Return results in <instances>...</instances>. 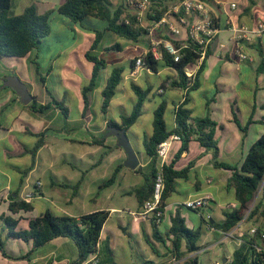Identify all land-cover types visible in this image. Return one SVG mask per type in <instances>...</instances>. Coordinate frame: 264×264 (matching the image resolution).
I'll return each mask as SVG.
<instances>
[{"label": "crops", "instance_id": "1", "mask_svg": "<svg viewBox=\"0 0 264 264\" xmlns=\"http://www.w3.org/2000/svg\"><path fill=\"white\" fill-rule=\"evenodd\" d=\"M64 1L65 0H12L11 9L14 8V12H10V14H12L13 16L20 15L24 11V9L30 5H34L36 7L38 14H44L47 11L55 10ZM110 1L113 3V0ZM176 1L178 0H170L168 1V3L170 4ZM220 1L222 2V4L216 5L215 9L218 15L223 19L229 17L232 23L246 25L249 28H253L256 21L258 20L264 21L260 18L259 13L257 12V5L251 11L250 5L243 0ZM120 2H122V0H118L117 2L114 1L113 4H119ZM231 2L236 3L237 6L236 10L233 12L228 9V3ZM262 6L264 10V0ZM56 16V19L58 18L59 20L64 22V25H66L62 29H70L75 34V40L77 36V41L72 44V47L69 48L70 50L67 49L69 50V52L66 53V51L61 50L58 56H67V60L69 62H71V60H74L75 63H77L78 67L83 70L84 77L88 81L92 72V63L86 60L85 53L89 51L95 36L93 33L82 32L75 26H70L68 20L65 22L62 19L63 17L61 18L58 15ZM194 18L195 17L193 15H190L191 20H193ZM155 33H158L160 36L165 35L161 30L155 31ZM80 36H82L85 40L83 39L84 41H79ZM104 36L108 37V42L106 44H102L101 40L97 45V48L92 52L98 58L102 59L106 64V69L102 73L98 82V89L101 90L96 92L94 91L95 94L99 95L100 97L98 108L99 111L96 110L95 112H93L91 106L84 110L81 92L79 89L75 90L77 102V117L75 118V121H73L76 124V126L73 128L80 131L91 130L94 135H92L91 138H80L77 140H70V142L76 143L80 146L95 145L100 148H106L108 152L102 153L100 155L99 161L94 164H92L91 160L94 157L95 153H88L86 151L77 154L74 153L75 156H73V158L76 161L81 162L83 164L82 166L86 168V170H79L74 174L69 175H67V173L65 172H60L59 175L51 173L49 182L46 185L48 187L46 191L44 189V184L40 179H36L34 182L28 181V175H30L31 171H33L35 163L32 170H30L28 174L25 175L22 186L19 187L22 172L28 169L31 161L26 168H21L20 166L12 164L10 160L14 158H21L24 155H30L28 154V151L34 146L26 144L23 145L19 140V136H32L30 133H44V145L42 147H46L45 139L48 136L54 134L52 125L57 119H59L60 115L63 114L58 108L52 106V109H50L46 113H37L46 117H44L43 119L38 117L37 125L27 124L26 119L28 118V114L33 111L30 110L26 105H22L20 103L18 96L11 88L3 87V81L7 76L16 75L25 84L27 80H25V78H23L19 72H16L13 68H11L12 66L10 64H4V68L9 69L10 72L9 74H6L5 76L0 78V196L4 193L9 194L12 191L17 190L19 187L20 199L23 200V197L27 193H35V200H41L43 204L39 209H36L32 198L29 201L33 205V210L31 212H19L18 214H11L8 211L9 200L0 198V215L19 219L17 228L20 230H24L28 228V220L30 218H34L46 211L53 212L56 215H68L72 217H79L81 215L96 211H108L110 214L100 232L98 241L99 264L106 263V260H104V252L108 242L112 249L113 260L116 264H136V262L133 261V248L130 247V254H128L122 244L121 235L135 240L137 244H139V242L141 241H144L146 243V238L154 243L155 252H153L152 250L151 251L154 253V255H156L157 259H149L145 256H141V262H139V264H167L171 260L166 256V251L163 246L154 241L151 221L142 219L137 215L142 210V207H138L136 200L133 206V210L125 209L123 210V212H120V209L109 206H105V208L99 206L90 208L88 203L95 201L96 198H99L100 194L96 192L95 196H93V192L90 191L88 185L96 184V182H89L88 178L91 177L94 172H97L94 169L98 168L102 164V162L104 161V157L107 158L109 155H113L115 156L116 161H119L121 163L125 160L126 157L123 150L117 147L116 138L113 135H107L106 137H103L105 132H107L108 120L111 119L112 121L119 124L121 117L124 115H128L127 111L122 105H119L120 113L114 114L116 118L110 114L109 107L105 115L101 112V92L104 87L105 80L110 73L111 67L122 66L124 68V82L116 92H126V83L130 80L136 83L135 81L137 77H140L143 74V83H145V88L143 89L151 87L153 92L157 94H154L151 102H147L153 104L155 103L156 107L161 102H166L165 112L169 111L170 122H166L165 113L164 120L168 130H172L175 127L174 109L177 104L183 101L185 91L181 89H173L168 86V83H166L167 78L169 76H175V72L169 68H164L156 74L151 73L150 71L142 70L135 79L127 77L132 67L129 64V61L140 55H143L148 49V38L146 35L142 36L141 39H139L137 42H131L125 39L122 42H118L116 39V37L118 36L110 32H106ZM44 42L38 50H34L36 52V58L38 53L45 48L46 44ZM137 44L144 45L146 50L136 47ZM221 44L225 46L223 49L220 48ZM258 44H260L262 49L264 50V34L259 39H253L249 44L244 43L242 45L245 53L250 57L251 60L239 62L231 55L232 44L230 41V33L226 29H224L209 46L208 56L205 60V67L203 68L200 75V87L190 94V102L188 106L192 110V118H201L206 116L207 113L209 114L211 120H213L217 124L215 128L214 139L216 140L218 146V160L230 165H240L249 147L257 140L260 135L264 134V125L258 122L264 116V98L262 100L261 97H258V89L261 88L264 90V86L260 85L264 82V76L257 75L255 71L258 63L260 62V57L258 56V53L256 51V46ZM117 46H120V50L114 48ZM32 54L33 52L30 55L35 58V56H33ZM9 59L11 58L0 59V64L6 62V60ZM15 59L19 60L22 58ZM230 63L233 64V78L235 80L234 85L228 84V82L226 81V78H229L231 75L230 67L228 65ZM201 64L202 62L199 63L196 61L194 64L188 65L185 68L184 73L186 75V72H191L193 76L188 77L186 75V77L189 79H194ZM35 73L36 77L38 78L37 69L35 70ZM242 74H246L247 80H249L250 85L254 86V88L247 86L248 89L251 88L252 93L251 96H246L245 99H242L241 97L239 98L234 92V88H236V86H238V84L240 83V77L242 76ZM38 82L40 83L39 79ZM130 83L131 81L129 82V84ZM162 83H164L165 85L164 90L160 89V85ZM212 83L213 85L211 88L210 85ZM137 85L142 88L140 84ZM41 86L45 89L42 84ZM206 89H212V91L214 89L212 95L209 94L208 96V93L211 92H208V90ZM174 91H178V95L173 94L172 92ZM29 92L31 93L32 97H35L38 104L45 105L50 103V101L48 102V100L45 102H39L36 89H34V91L32 92ZM194 93L201 94L205 99L202 100L199 106L195 105L196 102L193 96ZM259 98L260 101L258 100ZM158 99L159 101H157ZM58 101L63 102L62 99ZM134 101L135 99H132V105ZM238 101L245 102L246 113L240 109V107L238 106ZM206 103H209L208 112L206 110ZM194 111L199 112L195 113ZM233 111H235V115L240 116L236 117L238 118L242 126H245L247 122L251 120V124L247 126L245 132L239 130V132L237 131V133H234L236 131H234L233 128V124H235ZM243 112L244 115H246L245 119H242ZM65 120L72 121L69 115L67 118H65ZM15 124H18V127L15 128ZM34 127L38 130H36ZM27 129H31V132H27ZM252 129L254 130L253 133H251ZM60 130L61 129L55 131ZM129 132L130 129L127 132L128 139L130 134ZM146 135L149 136L151 134H145L144 137ZM56 136H58L59 140L69 141L62 134H58ZM94 141H99L100 144H94ZM17 143L23 145L22 150L14 149ZM193 144H197L199 146L196 141H191L188 150L183 152L181 154V157L175 163V169L177 170L187 167L190 163H192V166L189 168L186 178L177 179L175 181L174 192H172L170 196L165 200L164 217L158 228L161 231H165L166 227L170 225V218L174 215L176 210H179L182 217L185 219V224L190 225V227L188 228L196 229V227H201L202 234H204L205 237L210 235L216 236L217 243L222 246L230 242L231 245H233V252L234 248L239 245L238 237H240L243 233L248 232L249 225L242 221L228 234H224L216 232L214 229L209 228V226L205 223L206 221L211 224L214 221H222L223 212L226 210V208H229L230 206L236 207L234 190L228 186V179L231 173L223 169L215 168L211 162V153H206L200 146L198 153H196V157L193 160H190V162H184L185 164H182V162L188 157L190 147ZM179 147L176 149L177 151ZM65 154L66 153L64 150V146L60 143H56V152L50 159V165L52 166L53 164V166H58L59 157ZM2 156H4V159H2ZM173 157V154H170L168 156V161L172 160ZM149 162V158L144 163H140L138 160L137 168L140 167L141 171H137V168L135 170H130L128 168L127 169L131 171L132 175L141 176L143 183V173H145L143 169L148 167ZM120 170H122V168L118 170L117 175ZM106 181L104 180L99 185V190H104V188L113 185L116 181V178L115 181L109 186L101 187L104 183H106ZM37 182L41 183L39 187L35 185ZM142 183L128 190H125L123 192V195L133 196L130 195V192L135 188L141 186ZM45 193H47V195ZM198 197H207L209 199L207 206L202 210L194 212L182 207V204L186 200ZM114 214H117L118 223L117 227L115 229H112L108 227V221L112 219V216ZM199 246L200 250L198 252L211 248V246H208L206 244L202 245L199 243ZM118 248H121L125 251L123 252V260H120V257L119 262H116L115 257L116 250ZM30 249L31 243L27 244L19 239L14 238L7 239L5 243V250L12 258H6L0 253V264H11L7 261L13 262L14 264H71L72 261L77 259L78 256V251L75 244L71 240L66 238L54 239L37 248L27 258H19L21 256L27 255ZM232 252H225L222 255L225 258L224 260L229 262ZM196 253L189 254L186 256V258L196 257ZM92 258L93 256H90L82 264H90V260ZM215 264L218 263L216 262Z\"/></svg>", "mask_w": 264, "mask_h": 264}, {"label": "trees", "instance_id": "2", "mask_svg": "<svg viewBox=\"0 0 264 264\" xmlns=\"http://www.w3.org/2000/svg\"><path fill=\"white\" fill-rule=\"evenodd\" d=\"M151 1L154 6L161 10V7L162 9L165 8L164 4L170 0ZM11 4L12 0H0V59L23 58L32 50H38L51 34V19L56 17V15L65 18L69 21L70 26H75L80 31L94 34L93 43L89 51L85 53L86 60L92 63V72L88 84L81 89L84 110L90 106L92 92L106 69L105 62L92 53L103 39L104 34L110 32L131 42H137L142 36L147 34L145 28L135 26V19L129 14L122 2L114 5L110 0H65L55 10L47 11L44 14H38L36 7L30 5L17 16L10 14ZM154 11L157 16L153 18L147 15L148 21H157L164 9L161 11L154 9ZM125 18H129L128 24L125 23ZM155 35L160 37L158 33ZM163 38L175 42V38L168 34L163 35ZM249 43L245 42V44ZM114 48L120 50V46ZM256 51L260 57V62L255 71L257 75L264 76V50L260 44L256 46ZM199 56L200 51L197 45L190 42L188 47L181 52V58L178 62H174L163 50L162 57L159 60L152 59L148 53L142 57L143 70L156 74L164 68L172 69L175 72V76H169L166 83H168L170 88L185 91V95L183 101L175 106V127L172 130H168L164 120L166 102H161L153 111L152 133L149 136L146 135L143 140V150L150 159L148 164L149 171L143 173L144 180L142 185L131 191L130 195L134 196L139 208L151 199L157 164V146L171 135H176L179 137L180 147L176 155L172 160L167 161L162 170L164 191L161 207H164L165 200L174 192L175 181L186 178L189 168L192 166V163H190L187 167L177 170L175 169V163L181 157V154L188 150L190 142L196 141L206 153H211V162L215 168L231 173L228 179V186L234 190L236 200V207L226 208L223 212L222 221H214L212 224L207 221L204 222L209 228L224 234H228L242 221L249 224L248 232L238 237L239 245L234 248L230 261L225 264H264V134L260 135L249 147L240 165H230L218 160V146L214 139L217 124L211 120L208 113L201 118H192V110L188 106L190 94L200 87V75L205 67L208 51L194 79L187 78L184 70L188 65L194 64L199 59ZM133 63L134 59L129 61L131 66ZM39 81L45 87L48 95H50L44 84V79L40 77ZM130 81V89L135 95L131 112L122 116L119 124L111 119L107 121V127L124 129L126 134L143 114L144 103L147 101L151 102L155 94L151 87L143 89L132 82V80ZM123 82L124 68L122 66L111 67L101 92V112L104 115L116 91ZM160 89H165L164 83L160 85ZM50 98V103L41 105L33 97L32 102L26 106L33 112L41 114L46 113L54 106L67 118L68 109L63 102L57 101L51 95ZM208 105L209 103H206L207 112ZM233 117L242 132H245L247 126L251 124L250 120L245 126H241L235 111H233ZM258 122L264 125V116ZM30 134L37 138V141L28 151L31 156V164L27 170L22 172L19 187L22 186L25 175L32 170L38 150L44 145V133ZM94 144L100 143L99 141H94ZM121 168V165L116 167L112 176L101 187L112 184L115 181L118 170ZM136 170L139 171L140 167ZM19 187L8 194V211L11 214L31 212L33 210V205L30 202L20 199ZM258 192H260L258 198L253 207L249 209V204L255 199ZM190 211L198 212L197 210ZM109 214L108 211H96L79 217H72L56 215L53 212L46 211L34 218H30L28 220V228L24 230L17 228L19 219L0 215V253L6 258H12L5 250L6 240L10 238L19 239L27 244L31 243L30 251L27 255L19 257L20 259L27 258L37 248L54 239L66 238L75 244L78 251L77 259L72 261L71 264H82L90 256L96 257V264H99L98 241ZM151 224L154 241L163 246L166 256L171 260L167 264H199L197 257L186 258V256L200 250L201 227L197 229L188 228L179 210H176L170 218V225L166 227L165 231L159 230V225L153 221H151ZM251 229L254 230L253 234H249ZM146 243L155 252L154 243L147 238ZM104 253L105 264H116L112 257V249L109 242L105 247Z\"/></svg>", "mask_w": 264, "mask_h": 264}, {"label": "rangeland", "instance_id": "3", "mask_svg": "<svg viewBox=\"0 0 264 264\" xmlns=\"http://www.w3.org/2000/svg\"><path fill=\"white\" fill-rule=\"evenodd\" d=\"M117 2L118 0H113V3ZM247 4L250 5V10L252 11L256 5H257V12L260 15V18L264 20V10H263V0H243ZM10 12H14V8L10 10ZM12 15V14H11ZM57 17V16H56ZM56 17H52L51 19V34L45 39V48L41 50L37 58L35 56L36 52L32 50L27 57L22 59H15L11 58L9 60H6V62H3L0 64V78L5 76L6 74H9V69L4 68V64L8 63L10 64L16 72H19L25 80H27L26 84L28 86L29 91H34L36 89L37 91V98L39 102H45L48 100L51 101L50 96L47 95L45 89L41 86V84L38 82L39 77H42L44 79V84L46 88L48 89V92L52 96V98H55L57 101L62 99L64 106L69 110L68 115L70 116L72 121H66L64 115H60L59 119H57L54 124L52 125V128L54 129L53 135L48 136L45 139L46 147H42L39 149L37 156L35 158V167L33 171H31L30 175H28V181L34 182L36 179H40L44 184L45 191L48 189L46 186L49 182V177L51 176V173H54L56 175H59L60 172H65L67 175L74 174L75 172L82 170L85 171L86 168H84L81 162L76 161L73 156H75L74 153H81V152H88V153H95L94 157L92 158L91 162L92 164L99 161L100 155L104 152H108L106 148H100L98 146H80L76 143L70 142V140H77L80 138H91L94 133L90 131H80L75 130L73 127L76 126V124L73 122L75 121V118L77 117V102H76V95L75 90L79 89L81 92V89L83 86H86L90 80L88 81L85 79L83 70L80 69L75 63L74 60H71L69 62L67 60V56L61 55L58 56L61 50L69 52V48L72 47V44L77 41L74 39L75 34L70 29H62L66 25H64V22L59 20ZM62 18V17H61ZM65 22L67 21L65 18H62ZM84 38L80 36L79 41H84ZM118 42L124 41L123 38L116 37ZM108 42V37L104 36L102 39V44H106ZM136 47L142 48L144 50L145 46L141 44H137ZM69 49V50H67ZM74 51V50H73ZM33 52L32 57L30 54ZM87 63V62H86ZM230 67L231 75L229 78H226V81L228 84H235V80L233 78V64H228ZM38 70L39 75L38 78L36 77L35 70ZM91 77V76H90ZM130 82V81H129ZM129 82L126 83V92H116L113 99L110 102L109 110L110 114L114 116V114H119L120 109L119 105H122L127 113L129 114L132 110V99H135V95L130 89ZM137 84H140L142 88H145V83H143V74L139 77H137L136 81ZM225 82V81H223ZM213 83L210 85L212 88ZM260 85L264 86V82ZM253 85H250L249 80H247L246 74H242L240 77V83L236 88H234V92L236 95L242 99H245L246 96H251V88ZM101 89H98V83L94 89V91H100ZM208 90V89H206ZM93 91V92H94ZM214 91V89H213ZM212 89L208 90V96L209 94L212 95L213 93ZM91 95V109L93 112L96 110L99 111V95L95 94V92ZM173 94L178 95V91L172 92ZM195 98V105L199 106L201 104L202 100H205L203 96L199 93L193 94ZM258 97H261L263 100L264 98V90L259 88L258 89ZM238 100V99H237ZM260 101V98L258 99ZM159 101V99L157 100ZM238 106L242 111L245 112L246 104L245 102L238 101ZM145 111L142 114V116L139 118V120L130 128V134L129 139L133 145L134 151L136 152L138 156V160L140 163H144L147 161L148 157L145 154L143 150V137L145 134H151L153 130V111L156 107V104L154 103H148L145 102L144 104ZM195 113L199 111H194ZM243 112L242 119H245V116ZM246 113V112H245ZM169 111L165 112V120L167 123L170 122L169 118ZM237 116V115H236ZM38 117L43 119L45 116L37 113L30 112L28 114V118L26 119V123L31 125H37ZM237 117H240L239 115ZM46 118V117H45ZM116 118V117H115ZM245 121V120H244ZM235 123V121H234ZM241 124V123H240ZM244 124V123H243ZM234 125V133L239 132L240 129H238L237 124ZM15 128L18 127V124L14 125ZM242 126V124H241ZM244 126V125H243ZM35 128V127H34ZM61 129L60 131H55L58 129ZM36 129V128H35ZM38 130V129H36ZM27 132H31V129H27ZM254 130L252 129L253 133ZM58 134L64 135V137L67 140H59ZM109 134V131L103 135V137H106ZM19 140L22 142L23 145H34L37 141L36 138L30 136V135H22L19 136ZM117 142V141H116ZM56 143H60L64 146L65 155H61L58 159V166H52L50 165V159L52 155L56 152ZM20 145L19 143L16 144L14 149H23V145ZM180 146L178 141H173L171 144V148L169 151V155L173 154V156L177 153V148ZM199 146L197 144H193L190 147V151L188 153V157L182 162V164L190 162V160H193L196 157V153H198ZM5 156V154H4ZM4 156H2V159H4ZM31 161L30 155H24L21 158H14L10 160V162L14 165L20 166L21 168H26ZM125 160L121 163L119 161H116L115 156L109 155L107 158L104 157V161L102 164L95 168L94 170L97 172H94L91 177L88 178L89 182H96V184H89L90 191L93 192V196H95V193H99V198H96L95 201H92L88 203L90 208L95 207H102L105 208V206L114 207L117 209H120V212H123L125 209L133 210V206L135 204V199L133 196H126L123 195V192L125 190H128L134 186L140 185L142 183V177L139 175H132L131 171H129L125 166L124 163ZM185 162V163H184ZM118 165H122V170L118 173L116 176V181L113 185L110 187L104 188V190H99V185L105 180L109 179L111 175L113 174V171L116 169ZM144 172H148L149 168H144ZM259 193L256 195L255 199L249 204V209H251L256 201V199L259 196ZM47 195V193H45ZM50 195V194H48ZM34 201V205L36 209H39L40 206L43 204L41 200H35V198L32 199ZM96 203V204H94ZM108 207V208H109ZM118 219L117 214H114L112 216V219L108 221V227L115 229L117 227ZM246 223V222H245ZM248 224V223H247ZM249 225V224H248ZM187 227H190L189 224H186ZM197 229V227H196ZM122 234V233H121ZM122 244L125 247V250L128 254H130V247L133 248V261L136 262V264H139L141 262V256H145L149 259H157L156 255L151 251L149 246L144 242L141 241L139 244L136 243L135 240L127 238V236L121 235ZM217 237L216 236H207L205 237L204 234L201 235L199 243L202 245H208L211 246V248L207 250H203L201 252L196 253V257L199 264H215L216 262L218 264H225L223 263V260L225 259L222 255L225 252H232L233 245H231L230 242L226 243L224 246L217 243ZM121 248H118L116 250V257L115 261L119 262L120 260H123V252L125 251ZM127 260V259H126ZM11 264H14L13 262L7 261ZM122 262V261H121Z\"/></svg>", "mask_w": 264, "mask_h": 264}, {"label": "built area", "instance_id": "4", "mask_svg": "<svg viewBox=\"0 0 264 264\" xmlns=\"http://www.w3.org/2000/svg\"><path fill=\"white\" fill-rule=\"evenodd\" d=\"M122 4L127 8L129 14L135 19V26L143 27L147 30L148 49L143 54L134 58V63L128 73V78L135 79L140 71L143 70L142 57L147 53L152 59L159 60L162 57V50L167 53L174 62H178L181 58V52L185 50L189 43L197 45L200 56L197 62L201 63L210 44L214 39L226 29L230 33V41L232 44L231 55L239 62L250 61V57L245 53L243 44L253 39L260 38L264 34V21L258 20L253 28L246 25L232 23L229 17L223 19L215 9L216 5H221L220 0H178L174 3L166 2L161 17L155 21H148L147 15L155 18L157 15L154 11L161 10L153 5L151 0H122ZM236 3H228V9L233 12L236 10ZM190 15L195 18L190 19ZM125 23H129V18L124 19ZM161 30L165 35L175 38V42L166 40L163 36L157 37L155 31ZM225 46L220 45L223 49ZM188 77L193 76L191 72H186ZM173 141H179V137L171 135L161 142L156 149L157 164L156 172L153 180V192L149 201L142 206V210L137 214L142 219L153 221L157 225L162 222L164 217V207H161L162 194L164 191L163 167L168 161L169 151ZM36 186L41 183L37 182ZM35 197V193H27L23 200L29 202ZM4 200H8V194L4 193L0 196ZM207 197H198L188 199L182 207L187 210L200 211L208 204ZM233 207V206H232ZM231 208V206L229 207ZM251 229L249 234H253ZM90 263L96 264L97 259L93 256Z\"/></svg>", "mask_w": 264, "mask_h": 264}, {"label": "water", "instance_id": "5", "mask_svg": "<svg viewBox=\"0 0 264 264\" xmlns=\"http://www.w3.org/2000/svg\"><path fill=\"white\" fill-rule=\"evenodd\" d=\"M3 87L11 88L18 96L22 105H28L33 100L27 85L16 75L5 77L3 81ZM107 130L109 131L108 135H113L116 138L117 147L122 149L126 155L124 166L130 170H135L138 166V158L127 137L126 131L116 127H107ZM225 262L226 260H223V263Z\"/></svg>", "mask_w": 264, "mask_h": 264}]
</instances>
